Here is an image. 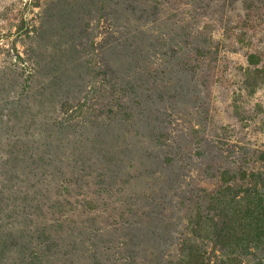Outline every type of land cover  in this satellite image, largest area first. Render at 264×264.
Here are the masks:
<instances>
[{"label":"rangeland","instance_id":"1","mask_svg":"<svg viewBox=\"0 0 264 264\" xmlns=\"http://www.w3.org/2000/svg\"><path fill=\"white\" fill-rule=\"evenodd\" d=\"M259 201L264 0H0V264H264Z\"/></svg>","mask_w":264,"mask_h":264},{"label":"trees","instance_id":"2","mask_svg":"<svg viewBox=\"0 0 264 264\" xmlns=\"http://www.w3.org/2000/svg\"><path fill=\"white\" fill-rule=\"evenodd\" d=\"M242 209L233 210V212L240 211V213L228 216L227 220L223 221L221 227L217 229L218 235L224 232V234L226 233L225 238H229L230 242L236 243L238 246L242 244L241 252L245 251V247L254 245V241L258 242L259 239H264L262 238L264 237V214L261 211V209L264 210V205L260 201L254 205L247 203Z\"/></svg>","mask_w":264,"mask_h":264}]
</instances>
